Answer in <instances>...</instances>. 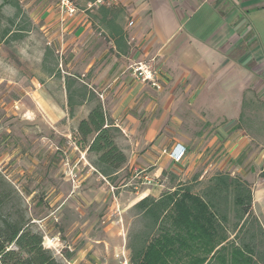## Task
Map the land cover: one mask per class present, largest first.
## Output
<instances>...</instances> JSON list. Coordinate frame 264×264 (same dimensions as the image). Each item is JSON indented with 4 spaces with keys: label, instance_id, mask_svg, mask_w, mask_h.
<instances>
[{
    "label": "crops",
    "instance_id": "0c3cea01",
    "mask_svg": "<svg viewBox=\"0 0 264 264\" xmlns=\"http://www.w3.org/2000/svg\"><path fill=\"white\" fill-rule=\"evenodd\" d=\"M74 1L76 11L67 16L61 15L58 0H23L39 36L66 60L61 70L63 65L52 72L41 66L47 75L30 93L45 121L41 127L52 130L64 155L44 162L56 168L47 176L61 188L49 192V206L58 205L42 228L70 252L63 261L118 264L119 255L127 253L126 214L137 202L219 172L251 185L252 211L264 230V150L253 143L241 117L254 90L264 101V0H117L110 8L122 10L124 52L87 15L92 9ZM139 61L157 72L160 89L132 77L129 66ZM66 75L79 76L97 93L120 130L116 144L126 156L118 173L123 187L111 190L72 142V131L91 104L68 118ZM171 152L183 155L174 161ZM144 175L153 183L147 185ZM67 178L73 187H95L91 201L67 206L72 192H63ZM114 233L121 236L120 245Z\"/></svg>",
    "mask_w": 264,
    "mask_h": 264
},
{
    "label": "trees",
    "instance_id": "16d2710c",
    "mask_svg": "<svg viewBox=\"0 0 264 264\" xmlns=\"http://www.w3.org/2000/svg\"><path fill=\"white\" fill-rule=\"evenodd\" d=\"M83 1L87 5L94 2ZM4 5L13 7L15 13L6 18L0 40H23L31 25L28 18L15 31L10 29L23 15L20 1L1 0L0 11ZM91 9L87 15L124 52L127 35L118 23L121 8ZM50 59L53 68L47 66ZM55 66L54 52L45 48L42 67L52 72ZM56 75L60 77L59 72ZM64 87L68 118L76 108L91 104L87 116L72 131L73 143L110 186L123 187L118 173L126 156L116 144L120 130L106 115L97 93L79 76L66 75ZM132 210L133 224L139 228L126 248L130 264H264V230L252 211L251 185L241 177L219 172L205 182L179 183L158 197L141 199ZM0 260L2 264H62L44 248L42 235L26 217L22 197L1 174Z\"/></svg>",
    "mask_w": 264,
    "mask_h": 264
},
{
    "label": "rangeland",
    "instance_id": "374dc122",
    "mask_svg": "<svg viewBox=\"0 0 264 264\" xmlns=\"http://www.w3.org/2000/svg\"><path fill=\"white\" fill-rule=\"evenodd\" d=\"M19 1L23 15L16 18L14 26L10 27L12 31H15L17 25L28 18L26 13L28 9L25 7L27 5L23 0ZM72 2L77 7L76 2L74 0ZM0 12V30H2L7 26L6 18L12 17L15 10L10 5H4ZM30 23L29 32L23 40L12 42L7 37L0 40V174L22 197L26 217L32 229L42 235L43 241L42 228L47 222L45 218L58 205L49 206L53 195L49 192L58 191L61 188L57 181L47 176L50 169L56 168L46 166L44 162L50 158L59 159L64 155L56 149L60 148L61 143L58 140L53 141L52 130L41 127L45 122L44 118L34 110L36 107L30 95L37 89V83L47 75L40 70L45 48L54 52L52 47L46 45L45 39L39 36L36 23L31 21ZM54 58L57 66L63 65L62 68L59 67L60 70L63 69L66 61L64 55L54 53ZM53 63L54 60L50 59L47 62L48 68H53ZM255 91L251 95V103L245 105L242 121L253 143L264 150V101L257 97ZM247 98H250L249 95ZM71 140L73 142L72 136ZM61 142L64 143V141ZM87 160L90 163L89 157ZM94 188L89 185L81 189L77 186L73 187L70 179L67 178L63 192L67 195L72 191L68 197L67 206L76 204L78 201L83 204L91 201ZM111 202L113 203V200L108 203ZM126 217L129 225L125 231V248L131 243L133 234L139 228L133 224L132 208L127 212ZM54 224L56 228L61 226L60 222ZM113 241L120 245L122 238L115 234ZM52 253L62 264H66L62 257L70 256V252L64 247H61V256L55 255L53 251ZM126 260L127 264H130L128 250ZM121 261H123L122 254L117 258L118 264H121Z\"/></svg>",
    "mask_w": 264,
    "mask_h": 264
},
{
    "label": "built area",
    "instance_id": "2783aa9c",
    "mask_svg": "<svg viewBox=\"0 0 264 264\" xmlns=\"http://www.w3.org/2000/svg\"><path fill=\"white\" fill-rule=\"evenodd\" d=\"M116 2L117 0H94L93 3L87 5V8L90 9L93 7H100V6L111 7L115 5ZM59 11L61 15L72 16L76 10L72 0H59ZM129 71L134 79L148 83L151 87L155 89L161 88L159 83V75L148 62L139 61L133 63L129 66ZM169 155L174 161H179L183 155V152H181L179 155H175L173 152H171L169 153ZM69 174L72 179L75 178V174L73 173L72 170L69 172ZM143 180L147 185L153 183V180H151L145 175L143 176ZM110 189L114 190L113 187H110ZM43 246L46 249L52 250L55 253V255L61 256L62 245L58 238L54 236H48L44 233ZM122 257H123V261H121V264H127L126 258L124 256ZM0 264H2L1 260H0Z\"/></svg>",
    "mask_w": 264,
    "mask_h": 264
}]
</instances>
